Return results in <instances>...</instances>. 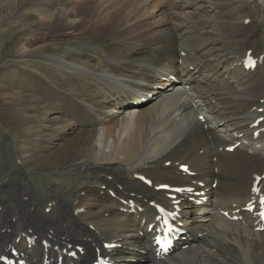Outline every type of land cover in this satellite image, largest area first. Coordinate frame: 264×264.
<instances>
[{
	"label": "bare ground",
	"instance_id": "bare-ground-1",
	"mask_svg": "<svg viewBox=\"0 0 264 264\" xmlns=\"http://www.w3.org/2000/svg\"><path fill=\"white\" fill-rule=\"evenodd\" d=\"M174 1L34 12L14 59L50 67L20 81L30 105L18 89L1 97L0 118L31 126L18 149L42 161L51 202L23 180L20 203L0 211V264H264V0H210L213 12ZM160 209L183 231L168 257Z\"/></svg>",
	"mask_w": 264,
	"mask_h": 264
},
{
	"label": "rangeland",
	"instance_id": "rangeland-1",
	"mask_svg": "<svg viewBox=\"0 0 264 264\" xmlns=\"http://www.w3.org/2000/svg\"><path fill=\"white\" fill-rule=\"evenodd\" d=\"M14 1L0 0V117H3V114L6 113L4 112L1 97L9 94L11 90L18 89L17 91L24 96L22 103L30 105L32 90L27 85H22L20 81L28 79L32 83L37 84L36 77L38 75L35 68L39 65L43 67L49 66L33 59H23L17 62L14 59L17 46L31 36L33 32L31 27L35 26L37 17L34 12L49 0H31L32 4L30 5H21ZM170 1L173 2L174 0ZM188 2L191 3L192 0H188ZM220 3H223V1L221 0ZM204 5L205 11L213 12L214 9L211 7L210 0H205ZM232 17H236L235 13H233ZM255 26L259 30L258 39L262 42L261 47L264 50V20L257 21ZM212 28H219V26L215 23H210L206 26L208 31H211ZM199 30L203 31L204 29L202 27ZM70 44V42L62 43L58 52H65ZM197 49L199 48L197 47ZM18 64H21V66L15 70L14 67L18 66ZM26 69L29 71L28 73H32V76L23 75ZM2 119L0 118V208L8 207L14 209L20 203L22 199V182L25 179L33 182L35 188L39 190L44 204L50 203L51 195L45 189L47 186L49 187L50 183L41 173L42 161L36 158H30L28 162L23 161V156L20 155L21 150L18 149L20 147L18 143L28 144L25 137L27 138V130L31 126L27 124L17 127L6 126Z\"/></svg>",
	"mask_w": 264,
	"mask_h": 264
},
{
	"label": "snow or ice",
	"instance_id": "snow-or-ice-1",
	"mask_svg": "<svg viewBox=\"0 0 264 264\" xmlns=\"http://www.w3.org/2000/svg\"><path fill=\"white\" fill-rule=\"evenodd\" d=\"M185 170H187V169H185ZM177 191H179V189ZM262 203H264V201H262ZM161 211H163V209H161ZM170 215H172V214L170 213ZM261 216H264V212L261 213ZM169 230L171 231V227H169ZM157 242L162 243L161 241H159V239L157 240ZM100 264H103V262H100Z\"/></svg>",
	"mask_w": 264,
	"mask_h": 264
}]
</instances>
